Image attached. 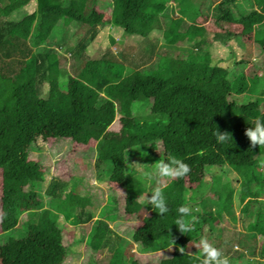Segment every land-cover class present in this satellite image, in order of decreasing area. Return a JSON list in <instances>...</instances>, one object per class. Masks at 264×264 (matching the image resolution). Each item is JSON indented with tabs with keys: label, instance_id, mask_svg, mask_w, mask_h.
Returning a JSON list of instances; mask_svg holds the SVG:
<instances>
[{
	"label": "trees",
	"instance_id": "16d2710c",
	"mask_svg": "<svg viewBox=\"0 0 264 264\" xmlns=\"http://www.w3.org/2000/svg\"><path fill=\"white\" fill-rule=\"evenodd\" d=\"M98 1L0 0V187L7 229L1 234L15 231L21 222L25 226L24 232L0 243V260L62 264L67 255L75 254L73 247L83 238L64 243L63 229L54 224L57 214L45 207L55 199H71L75 184L47 181L41 165L29 163V154L40 149L38 139L94 144L93 153L83 150V154L94 157L99 178L105 177L124 193L118 206L113 191L107 192L101 211L109 219L116 218L112 211L122 210L136 219L148 214L133 229L132 237L149 261L155 249L168 245L199 254L193 246L213 232V225L226 230L228 213L222 206L238 202L244 190L250 201L243 215L251 221V230L239 233L238 239H248L249 251L254 253L256 235L264 241V212L259 207L264 197V147L252 146L244 130L252 126L256 110L264 111V65L261 75L256 74L255 65L250 71L243 38L264 21V0H220L211 18L215 27L203 25L209 6L203 8L211 0H169L170 6H165L166 0H110L109 16L96 10ZM30 2L34 7L14 18ZM173 11L180 14L174 32L170 30ZM70 23L77 25L73 36L58 38ZM105 23L114 32L142 38L155 29L164 30L165 42L173 47L179 35L185 34L194 41V49L152 50L148 56L124 58L125 64L109 49L99 57L84 56L95 40L97 26ZM259 28L255 41L264 62V28ZM66 52L68 68L59 60ZM219 53L221 59L231 60V66L211 64ZM118 54L122 58L123 53ZM116 114L129 124L108 131ZM216 127L231 133L233 141L218 143L213 135ZM19 136L25 139L21 152L14 146ZM169 154L201 166L204 173L191 186L185 184V177L170 180L163 187L169 211L160 216L151 205L142 203L155 184L153 178L140 176L135 163L151 165ZM236 167H241L239 180ZM70 180L76 182L75 177ZM204 197L214 209L206 211L203 206V211L194 213L198 217L195 230L180 233L173 224L179 215L177 208L202 202ZM32 203L35 210L28 212ZM74 209L70 205L64 219L75 228L93 217L92 212L73 213ZM228 217L236 220L235 215ZM85 236L84 264L123 263L124 249L116 244L120 237L113 235L106 219H95ZM261 246L259 255L264 256ZM242 256L239 251L233 253V258ZM130 264L154 262L133 260ZM160 264H172L171 258Z\"/></svg>",
	"mask_w": 264,
	"mask_h": 264
},
{
	"label": "rangeland",
	"instance_id": "374dc122",
	"mask_svg": "<svg viewBox=\"0 0 264 264\" xmlns=\"http://www.w3.org/2000/svg\"><path fill=\"white\" fill-rule=\"evenodd\" d=\"M219 1L220 0H211V3H205L203 9L205 10L207 6H209V9H206L207 11H204L207 15V18L206 20H204L203 25L206 26L212 24L213 27H215V22L214 20H211V18H213V8H215ZM109 2L110 0H99L95 5L96 10L98 12L106 14V16H109L111 8ZM164 3L165 6L172 5L171 1L169 0H166ZM34 4V2H30L25 6L23 10L20 9L21 14H14V18H19L21 15L28 12L31 8L34 7ZM172 16L174 19L171 23L170 30H173L174 32L178 30L177 18L180 16V14L174 12ZM76 26L77 25H75L74 23H70L67 27H65L63 34L61 36L59 35L58 38H71V36H73V33L75 32ZM259 26L261 29L264 28V21L258 23V27ZM258 27H256V29H253L251 31L252 33H250L248 36H244L243 49L248 53L247 67L250 68V71H253L252 66L255 65L258 68V70L255 71L256 74L261 75L262 71L260 69L264 65L263 52H261V50L259 49L258 42L255 41V32ZM97 28L98 32L95 40L92 41V43L85 49L83 53V55L86 57H99L103 50L109 49L112 54L117 55V57L119 58L118 61L124 63V58L131 60L132 58L139 57L141 53H146V56H148L150 54V51L152 50H154L155 52L159 51L167 53L168 51H172L173 48L179 49L181 51H185L186 49H194V41L189 40V38L185 34L179 35V38L174 43L175 45L173 47V45L165 42L164 30L155 29L147 37L142 38L124 32H114L111 29L110 24L107 23L102 26L99 25L97 26ZM53 47H55V45H53ZM119 51L123 53L122 58L119 57ZM219 54L213 56V58L211 59V64L215 63L224 68L231 66V60L221 59L223 55ZM153 58L154 56H152L151 60L147 62V66H140V69L141 67L143 69L145 68V66L148 67L152 63L151 61H153ZM59 60L61 66H65L66 68L69 67L70 56L68 52L63 53V55L60 54ZM257 117L264 118V111L256 110L254 113V118L256 119ZM126 124H129V122L122 123L121 118L118 114H116L113 122L108 126L107 130L116 132L121 128V126H124ZM14 146L17 152H21L25 148L24 136H19L15 140ZM37 146L40 149L29 154V163H39L42 167L44 177L47 181L51 179H62L68 181L70 186L71 184H75L72 190L73 197H71V199H68L67 202H59L58 200L60 199H55L50 204L45 205V207L48 208L49 211L57 214L54 224L63 229L64 243L72 241V238L78 239L79 237H83L80 245L75 244V247H73L74 249H76L75 254L67 255L64 258L62 264H84L86 262L85 258L87 249L84 238L86 237L85 235L87 234L90 225L95 221V219L98 218L106 219L109 222V227L111 228L113 235H118L120 237L116 244L119 243V245H121L124 249L125 257L122 264H126V260H128L129 264L133 260H139L140 262H154V264H160L161 260L168 257L171 258L172 264H198V262L195 260V256L198 255L197 252L193 251L191 252V254L185 253L186 256H181L180 251L178 250L179 248L177 249L172 245L155 249L152 252L151 257L154 259L149 261V258L146 259L147 257H149V255L138 251L136 244L137 241H135V239H133L132 237L133 229L138 227L142 223V220L144 221L148 217L146 216L148 214L146 213L143 216L144 218L142 219H136L134 216L122 214V210L120 212L112 211L110 213L116 218L109 219L106 216V213L101 211V206L106 202L107 192L113 191L115 197L118 198V206H121L123 203L124 193L118 185L105 180V177L103 178L104 180L101 179L103 176L99 178V169L94 166V157L89 156L88 154H83V150L87 151L88 153L94 152L93 143L83 145L74 143L72 141L57 142L53 139H38ZM188 165L190 166L191 170L184 177L185 184L191 186V183H196L199 180V178L203 175L204 170L199 165ZM153 167H151L150 171H153ZM262 167L264 170L263 165ZM240 171L241 167L235 168V172L239 176L238 180L241 179ZM71 177H75L76 182H74V180L73 182H71ZM153 180L155 184L154 187L158 185L164 187L170 181L155 176L153 177ZM235 189L237 190V188ZM151 190L152 188L150 189V191ZM236 201H228L226 202V206H224L225 204L222 206V209L226 208V213H228L226 214V230L224 229L220 231L221 229L219 225H213V227H211V231L213 232H207L206 238H208L210 242L214 243L224 253L226 252V255L231 259L232 264H264V256L259 255L260 251L262 250L261 245H264V241L260 239V234L256 235L257 247L254 253H250L249 251L250 247L247 245L249 241L248 239H238L239 233L247 234L249 233V230H251V221L248 220L247 217L245 218V214L243 215V213L248 210V202L250 201L247 195V191L244 190L239 193V200L238 202ZM70 205L75 207L73 213L92 212L93 217L87 223L81 224L75 228L64 219V212L69 208ZM188 205L193 209L199 207L202 211L204 210L203 206L205 207L206 211H212L214 209V205H211V201L209 199H205V197L202 202H192ZM261 206H263L262 211L264 212V197H262L261 201L259 202V207L261 208ZM32 210H35V208L33 207V203L31 204L28 212H31ZM228 215H230V217H234L235 215L236 220H228ZM17 228L18 229H16L15 231L1 234L2 232H4V230L7 229L2 218L0 187V243H2V241L5 240L9 235H17L25 231V226L22 222L17 226ZM111 238L115 240L114 237ZM114 240L113 246L115 245ZM125 241L128 243H126ZM16 244L18 248H20L21 240H18ZM229 249H231L232 251ZM235 250L241 252L243 256L240 258H233V253ZM0 264L12 263L3 262L2 260H0Z\"/></svg>",
	"mask_w": 264,
	"mask_h": 264
},
{
	"label": "clouds",
	"instance_id": "9594fccd",
	"mask_svg": "<svg viewBox=\"0 0 264 264\" xmlns=\"http://www.w3.org/2000/svg\"><path fill=\"white\" fill-rule=\"evenodd\" d=\"M245 136L248 138L252 146L264 147V118L257 117L252 126L244 130ZM213 135L218 143L224 144L229 140L233 141L231 133L227 131H220L217 127ZM202 154V153H201ZM137 171L142 178L152 179L154 176L164 180H176L183 178L190 172V166L181 158L169 154L165 159H159L153 164L135 163ZM153 167V171H146L144 166ZM149 194V193H148ZM146 194L142 203L144 205H151L152 209L160 216L169 211L167 200L164 195L163 187L156 186L152 188L150 195ZM202 210L199 207L193 209L187 204L181 205L177 208L178 217L173 224L176 225L179 232L182 234L190 233L195 230V224L198 217L194 213H200ZM199 249V254L195 256L198 264H232L231 259L218 248L214 243L210 242L208 238L201 237L198 245H194ZM179 251L182 254H191V251H186L181 247Z\"/></svg>",
	"mask_w": 264,
	"mask_h": 264
}]
</instances>
